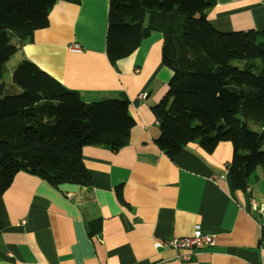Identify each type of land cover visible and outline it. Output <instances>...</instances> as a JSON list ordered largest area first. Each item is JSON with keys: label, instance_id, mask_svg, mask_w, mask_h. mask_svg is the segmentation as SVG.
I'll list each match as a JSON object with an SVG mask.
<instances>
[{"label": "crops", "instance_id": "0c3cea01", "mask_svg": "<svg viewBox=\"0 0 264 264\" xmlns=\"http://www.w3.org/2000/svg\"><path fill=\"white\" fill-rule=\"evenodd\" d=\"M108 9V0L59 1L47 28L9 58L14 66L30 61L83 102L126 98L135 125L116 151L82 148L89 187L14 176L0 197V264H264V216L251 204L264 205L262 170L249 178L248 191H235L227 175L230 143L211 153L189 144L172 159L155 144L151 107L172 75L161 62L162 35L151 33L112 65L105 54ZM206 15L221 32L262 30L264 0H216ZM73 43L80 53L68 51ZM195 226L213 237L212 246L187 260L178 258L180 250L155 253L154 241L188 237Z\"/></svg>", "mask_w": 264, "mask_h": 264}, {"label": "trees", "instance_id": "16d2710c", "mask_svg": "<svg viewBox=\"0 0 264 264\" xmlns=\"http://www.w3.org/2000/svg\"><path fill=\"white\" fill-rule=\"evenodd\" d=\"M0 0V197L18 172L53 187L91 186L81 150L116 151L135 125L126 98L83 102L78 92L35 64H5L33 34L47 28L59 2ZM105 54L110 64L129 56L151 33L162 35L161 62L172 75L151 107L169 157L195 144L211 153L228 142L227 175L245 191L256 169L264 174V29L221 32L207 19L216 0H108ZM254 126L256 130H252Z\"/></svg>", "mask_w": 264, "mask_h": 264}, {"label": "built area", "instance_id": "2783aa9c", "mask_svg": "<svg viewBox=\"0 0 264 264\" xmlns=\"http://www.w3.org/2000/svg\"><path fill=\"white\" fill-rule=\"evenodd\" d=\"M68 51L71 53H80L81 47L73 43L69 45ZM145 95H140L139 98H144ZM211 179L216 180L218 177H211ZM248 191V190H246ZM71 197V194H68ZM253 209L257 210L260 214L264 216V205L256 208L255 203H251ZM214 244V239L212 236L207 235L200 231L198 226L193 228L192 234L188 237H172L170 239L156 240L153 242V249L157 255H160L169 250H180L184 251V254L178 258L182 260H187L191 254L196 250H201L204 247H210Z\"/></svg>", "mask_w": 264, "mask_h": 264}, {"label": "rangeland", "instance_id": "374dc122", "mask_svg": "<svg viewBox=\"0 0 264 264\" xmlns=\"http://www.w3.org/2000/svg\"><path fill=\"white\" fill-rule=\"evenodd\" d=\"M6 65V69H8V71L6 70V72L3 74L2 79L4 82L8 83L11 82V72L10 69L12 70L14 67V58H11V60L7 61ZM252 130H256V128L254 126H251Z\"/></svg>", "mask_w": 264, "mask_h": 264}]
</instances>
